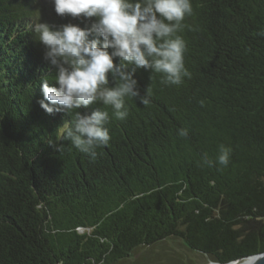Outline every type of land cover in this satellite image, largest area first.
Here are the masks:
<instances>
[{"label": "trees", "instance_id": "trees-1", "mask_svg": "<svg viewBox=\"0 0 264 264\" xmlns=\"http://www.w3.org/2000/svg\"><path fill=\"white\" fill-rule=\"evenodd\" d=\"M192 7L178 33L190 79L166 86L140 68L147 106L126 99L123 121L98 102L79 109L110 114L111 139L93 160L60 136L74 115L39 106L41 78L58 85L33 28L95 18L0 0V264H124L164 242L221 264L264 250V0ZM171 251L166 264H195Z\"/></svg>", "mask_w": 264, "mask_h": 264}, {"label": "clouds", "instance_id": "clouds-1", "mask_svg": "<svg viewBox=\"0 0 264 264\" xmlns=\"http://www.w3.org/2000/svg\"><path fill=\"white\" fill-rule=\"evenodd\" d=\"M57 15L73 19L95 18L90 26L67 23L52 26L34 25V38L44 47V59L56 69L50 86L41 78L42 98L39 106L50 115L72 113L74 119L60 126L63 140L71 143L90 159L97 157V148L106 146L111 137L107 127L110 114L98 108L91 114L79 109L93 103L111 108L112 116L125 120L129 115L126 99H138L147 106L150 88L141 95L137 69L161 74V83L179 86L191 73L184 63L186 42L179 35L186 16L193 14L192 0H51ZM264 36V32L258 33ZM116 61V63H114ZM131 66V71L129 67ZM111 76L112 86H110ZM181 128L178 135L188 136ZM231 148L221 145L216 163L227 166ZM204 164L213 161L205 159ZM264 253L244 259L255 264Z\"/></svg>", "mask_w": 264, "mask_h": 264}, {"label": "rangeland", "instance_id": "rangeland-1", "mask_svg": "<svg viewBox=\"0 0 264 264\" xmlns=\"http://www.w3.org/2000/svg\"><path fill=\"white\" fill-rule=\"evenodd\" d=\"M176 250L178 253L185 259H189L193 261L195 264H210L212 262L206 260L202 256L198 255L195 252H190L181 247L178 244L175 243H170V242H164L158 245L153 246L150 248V251L146 253V256H149L152 261H143L144 263L146 262L147 264H166L168 258H170L171 253H173L171 250ZM124 264H130L129 262L124 263ZM133 264V263H131ZM134 264H137L135 262Z\"/></svg>", "mask_w": 264, "mask_h": 264}, {"label": "flooded vegetation", "instance_id": "flooded-vegetation-1", "mask_svg": "<svg viewBox=\"0 0 264 264\" xmlns=\"http://www.w3.org/2000/svg\"><path fill=\"white\" fill-rule=\"evenodd\" d=\"M149 251H145V250H139V251H137L135 254H132L129 258H127V260H126V262L128 263H135L137 260H138V257H140L142 254H146V253H148ZM152 258V257H151ZM149 256H145V258H143V261H146V262H148V261H152V259H151ZM125 262V263H126ZM145 262V264H147Z\"/></svg>", "mask_w": 264, "mask_h": 264}, {"label": "water", "instance_id": "water-1", "mask_svg": "<svg viewBox=\"0 0 264 264\" xmlns=\"http://www.w3.org/2000/svg\"><path fill=\"white\" fill-rule=\"evenodd\" d=\"M261 253H264V250H263L262 252L258 253V254H261ZM251 256H252V255H251ZM248 257H249V256H248ZM245 258H247V257H245ZM245 258H243L242 260H234V261H231V262H228V263H224V264H230V263H238V264H242ZM210 262H212V263H214V264H221V263L213 262V261H210ZM255 264H264V257H262L261 259L257 260V261L255 262Z\"/></svg>", "mask_w": 264, "mask_h": 264}, {"label": "bare ground", "instance_id": "bare-ground-1", "mask_svg": "<svg viewBox=\"0 0 264 264\" xmlns=\"http://www.w3.org/2000/svg\"><path fill=\"white\" fill-rule=\"evenodd\" d=\"M210 264H214V263H210ZM230 264H238V263H230ZM243 264V263H242Z\"/></svg>", "mask_w": 264, "mask_h": 264}]
</instances>
